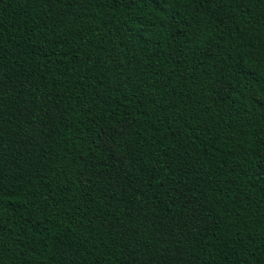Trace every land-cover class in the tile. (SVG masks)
Here are the masks:
<instances>
[{
  "label": "trees",
  "instance_id": "16d2710c",
  "mask_svg": "<svg viewBox=\"0 0 264 264\" xmlns=\"http://www.w3.org/2000/svg\"><path fill=\"white\" fill-rule=\"evenodd\" d=\"M0 264H264V0H0Z\"/></svg>",
  "mask_w": 264,
  "mask_h": 264
}]
</instances>
